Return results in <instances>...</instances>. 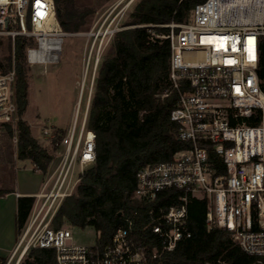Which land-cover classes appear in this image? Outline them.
Segmentation results:
<instances>
[{
	"label": "built area",
	"instance_id": "1",
	"mask_svg": "<svg viewBox=\"0 0 264 264\" xmlns=\"http://www.w3.org/2000/svg\"><path fill=\"white\" fill-rule=\"evenodd\" d=\"M118 16L87 34V70L91 59L96 56L97 65L105 46L126 28ZM166 26L170 28L165 36L171 46L170 86L161 97L178 95L171 120L177 124L178 138L190 147L177 152L172 161L140 169L134 196L153 201L170 189L184 192L180 205L162 209L149 223L162 251L172 252L181 240L191 237L189 199H207L208 231L230 232L245 253L263 263L264 80L259 69L264 0H205L195 6L187 22ZM66 36L54 0H0V38L31 40L28 65L38 60L59 62ZM15 86V70H0V136L10 128L17 146ZM87 118L88 113L79 123L77 113L68 133L55 142L63 151L33 196L32 210L7 264L17 256L20 263L32 248L54 249L57 264L145 263L130 236L128 220V226L120 227L112 244L105 247L75 244L69 228L52 226L64 200L75 193L82 174L95 163L96 135L88 128ZM43 134L57 139L49 129ZM210 152L220 166L211 160Z\"/></svg>",
	"mask_w": 264,
	"mask_h": 264
},
{
	"label": "trees",
	"instance_id": "2",
	"mask_svg": "<svg viewBox=\"0 0 264 264\" xmlns=\"http://www.w3.org/2000/svg\"><path fill=\"white\" fill-rule=\"evenodd\" d=\"M205 0H141L130 14L126 28L112 40L114 54L99 64L87 125L96 135V159L86 169L75 193L66 198L52 221L56 229L65 225L90 227L100 237L99 247L112 244L120 227L131 223L130 236L144 254V264H264L245 253L231 233L213 228L208 231V200L190 198L187 228L191 237L181 240L174 251H162L160 240L149 226L162 209L180 205L182 190L170 189L153 201L134 196L137 172L151 164L172 161L174 155L190 147L177 136L171 120L178 95H161L170 86L171 46L165 36L171 23L183 24ZM57 19L67 33L80 32L85 13L74 0H54ZM11 40V39H10ZM32 41L16 38L13 53L0 70L16 72L15 96L18 106V159L29 160L35 172L46 173L53 160L39 144L23 115L28 107V49ZM264 80V49L259 69ZM7 134H11L8 128ZM210 158L221 161L210 152ZM0 189V198L15 193ZM34 204L33 197H18L16 234H21ZM0 255V264H7ZM20 264H57L51 248H32Z\"/></svg>",
	"mask_w": 264,
	"mask_h": 264
},
{
	"label": "rangeland",
	"instance_id": "3",
	"mask_svg": "<svg viewBox=\"0 0 264 264\" xmlns=\"http://www.w3.org/2000/svg\"><path fill=\"white\" fill-rule=\"evenodd\" d=\"M141 0H74L75 8L85 13L83 29L77 33H67L61 43L60 61H34L27 66L29 93L28 107L23 120L32 128L39 144L49 150L53 156L46 173L52 172L57 166L63 148L56 146L55 142L71 129L73 120L78 113V122L84 121L92 100L95 80L101 60L105 56L114 54L112 42L108 43L96 65V56L89 61V48L87 34L97 30L107 21L112 23L118 16L121 25L126 27L130 14ZM115 6H119L112 12ZM124 9V12L121 10ZM124 14V15H123ZM34 48L38 47L33 42ZM14 42L8 38H0V62L7 64L12 56ZM49 129L50 134L57 139H44V130ZM32 133V135H33ZM17 146L13 142L12 134L0 136V189H15V174L18 169L30 167L32 163L18 159ZM27 164V165H25ZM33 166V165H32ZM34 170V167H33ZM35 171V170H34ZM73 235V242L78 245H97V233L87 227L80 229L65 225ZM12 252L7 256V263ZM17 256L11 264L18 263Z\"/></svg>",
	"mask_w": 264,
	"mask_h": 264
},
{
	"label": "crops",
	"instance_id": "4",
	"mask_svg": "<svg viewBox=\"0 0 264 264\" xmlns=\"http://www.w3.org/2000/svg\"><path fill=\"white\" fill-rule=\"evenodd\" d=\"M33 136L37 138L34 133ZM27 161L29 160L24 162ZM43 180V174L35 172L32 165L18 169L15 174L14 188L16 192L0 198V255L7 257L17 244L16 213L18 197H33L41 190Z\"/></svg>",
	"mask_w": 264,
	"mask_h": 264
}]
</instances>
